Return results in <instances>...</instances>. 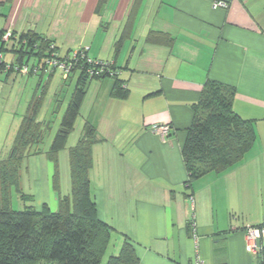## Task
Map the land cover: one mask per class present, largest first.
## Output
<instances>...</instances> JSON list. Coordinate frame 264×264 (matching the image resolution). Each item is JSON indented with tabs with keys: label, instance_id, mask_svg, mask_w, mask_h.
I'll return each mask as SVG.
<instances>
[{
	"label": "crops",
	"instance_id": "1",
	"mask_svg": "<svg viewBox=\"0 0 264 264\" xmlns=\"http://www.w3.org/2000/svg\"><path fill=\"white\" fill-rule=\"evenodd\" d=\"M218 1L228 8L213 9ZM0 16V30L35 32L59 50L54 33L70 27L79 33L68 38L72 48L114 64L127 88V97L118 98L116 79L88 80L67 141L70 150L86 124L96 130L91 196L99 218L112 227L111 256L129 240L139 264H190L196 255L204 264H258L257 254L246 251L245 232L264 230V0H0ZM5 55L9 65L0 77L6 84L14 78L29 97L36 91L33 98L55 84L50 110L61 120L81 71L68 79L57 70L25 75L10 67L14 56ZM208 81L235 88L233 110L252 121L256 142L241 163L189 187L183 148ZM28 108L13 114L16 132L5 141L14 143ZM44 124L45 140L50 124ZM162 125L171 128L165 139L155 131Z\"/></svg>",
	"mask_w": 264,
	"mask_h": 264
},
{
	"label": "trees",
	"instance_id": "2",
	"mask_svg": "<svg viewBox=\"0 0 264 264\" xmlns=\"http://www.w3.org/2000/svg\"><path fill=\"white\" fill-rule=\"evenodd\" d=\"M8 33L9 39L4 40ZM76 51L79 56L83 53L90 57L87 48ZM5 54L14 56L10 64L14 70L18 68L20 72V69L28 67L25 75H49L53 71H61L49 68L47 59L56 56L62 60L72 55H60L54 41L35 32L0 30V70L9 65ZM79 62L80 66L73 68L66 78L81 71L78 86L47 153L56 166L54 188L59 193L58 211L51 212L47 204L40 210L28 205V202H33V196L24 194L20 186L24 161L39 155L44 143L47 126L37 119L43 93L33 98L9 156L0 160V264L103 263L112 227L99 218L97 205L91 196L90 171L93 167L92 146L97 136L95 128L86 124L84 136L69 150L71 190L67 195L60 193L58 184V154L66 148L69 135L75 128L88 80L116 79L113 95L118 98H126L128 91L122 81H118L119 76L105 73L90 77L86 72V60L80 59ZM111 67L117 70L114 64ZM235 94L233 87L208 81L198 103L193 106L194 119L187 130L183 148L189 187L201 176L212 172L223 173L235 167L255 145L252 121L241 118L233 110ZM13 192L24 202L23 210L13 208ZM257 261L264 264V248L257 253ZM106 264H139L132 242L125 241L118 255L110 256Z\"/></svg>",
	"mask_w": 264,
	"mask_h": 264
},
{
	"label": "rangeland",
	"instance_id": "3",
	"mask_svg": "<svg viewBox=\"0 0 264 264\" xmlns=\"http://www.w3.org/2000/svg\"><path fill=\"white\" fill-rule=\"evenodd\" d=\"M0 18L2 17L0 16ZM2 25L3 23L1 22L0 27ZM78 34V32L70 31V27H68V31H57L54 33L55 38L58 39L60 53L66 55L68 52L72 54L74 51L78 50V48H72L71 43L68 41V38H71L72 36L76 37ZM5 80L6 76L0 77V160L6 159L13 147L12 137L9 138L8 142L5 141L10 130H12V133L16 132V128L13 127L11 129V120L14 118L13 114H24L21 112L26 110L27 106H29L30 100L31 102L33 101V96H35L36 92L32 91L29 97L28 90L24 88V86H20L19 83H14V78H12L8 84H6ZM36 82H39V79H36ZM45 84L46 82L43 83V85ZM42 87L44 88V86ZM55 89V84H53L50 88L48 86L46 90L41 89L40 91L38 90L39 92H37L39 96L43 93V99L41 102V109H43L38 113L37 119L39 122H44L48 125L50 124V130L48 131V134L50 132L51 134H49V136L48 134L46 135L44 143L42 144V151L39 155H37L38 158L36 156H30L24 161L21 170L20 182L23 193L32 195L34 198L33 203L28 202V205L37 207L43 205V203H46L51 209V212L58 211V207H55V201L57 200L58 202L59 193L54 191V174L56 171L54 170L56 169L55 163L49 158L47 153L56 133L59 130L62 120V117L61 120L53 118L54 115L51 114L52 111L50 110L54 101V95L56 93ZM70 144L71 143L67 145L65 150L59 152L60 154L58 156V184L60 193L62 195H67L71 190L68 151L69 147L72 146ZM55 192L56 197L53 198L52 193ZM13 208L15 210H23L25 208L24 202L20 199V196L16 192H13ZM112 251V248L107 251L102 264H106L109 256L112 254Z\"/></svg>",
	"mask_w": 264,
	"mask_h": 264
},
{
	"label": "built area",
	"instance_id": "4",
	"mask_svg": "<svg viewBox=\"0 0 264 264\" xmlns=\"http://www.w3.org/2000/svg\"><path fill=\"white\" fill-rule=\"evenodd\" d=\"M213 9H227L228 4L224 1H218L213 3L212 5ZM10 37V33H8L4 40H8ZM54 46H51L53 48ZM86 60V72L90 77L93 76H99L102 74H109L110 76H118L119 71L112 70V64L103 60H98L89 57L87 54H81L79 56L78 52H74L70 57H67L66 59H59L56 56L53 58L47 59L46 64L49 68H57L63 71L64 77L67 78L68 75L72 72L73 68H77L80 66L79 60ZM2 63V55H0V64ZM19 70L18 68H16ZM28 67H24L20 69V72L23 74L28 73ZM156 133L165 139L169 136L171 128L169 125H162L160 127H157L155 129ZM191 226V232H192V238L197 243L198 242V228L195 222L194 216L192 217L190 221ZM246 251L251 255H256L261 250V240L264 235V230L260 227H248L246 232ZM190 264H204L203 259L201 256L196 255L192 260Z\"/></svg>",
	"mask_w": 264,
	"mask_h": 264
}]
</instances>
